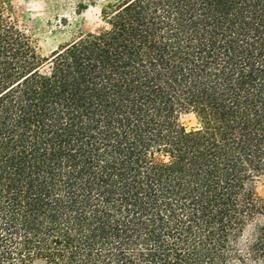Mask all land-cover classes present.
<instances>
[{
  "label": "trees",
  "instance_id": "obj_1",
  "mask_svg": "<svg viewBox=\"0 0 264 264\" xmlns=\"http://www.w3.org/2000/svg\"><path fill=\"white\" fill-rule=\"evenodd\" d=\"M101 17L44 57L0 0V264H264V0Z\"/></svg>",
  "mask_w": 264,
  "mask_h": 264
},
{
  "label": "rangeland",
  "instance_id": "obj_2",
  "mask_svg": "<svg viewBox=\"0 0 264 264\" xmlns=\"http://www.w3.org/2000/svg\"><path fill=\"white\" fill-rule=\"evenodd\" d=\"M7 11L17 25L27 32L48 57L78 36L101 29L103 7L118 0H5ZM188 127L196 125L193 116L185 117ZM258 191L264 195V182ZM31 264H46L35 259Z\"/></svg>",
  "mask_w": 264,
  "mask_h": 264
}]
</instances>
